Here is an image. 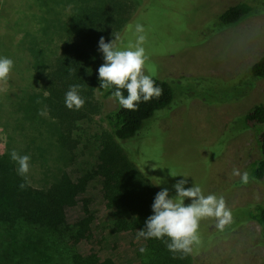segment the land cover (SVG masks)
Here are the masks:
<instances>
[{"label":"rangeland","instance_id":"rangeland-1","mask_svg":"<svg viewBox=\"0 0 264 264\" xmlns=\"http://www.w3.org/2000/svg\"><path fill=\"white\" fill-rule=\"evenodd\" d=\"M65 1L67 7L72 9L78 4L81 5L79 9L88 5V0ZM129 1L105 0V11L103 7L101 9L108 15L114 30L127 16L125 13L128 9L123 12V8ZM241 1L244 0H140L141 7L129 11L132 17L117 39L125 40L119 50H129L130 46L134 50L139 35L136 25H142V34L146 36L142 46L148 57L144 66L145 74L162 79L168 77L175 84L173 106L156 112V116L148 122L150 127L142 136L146 138L138 145H132L133 156L140 168L157 185L167 188L174 198L177 193L173 185L186 176L188 183L185 188L195 184L205 196H222L226 206L234 213L233 222L222 231L217 228L215 218L212 221H209L211 218L200 221V243L193 245L192 264H261L264 258V248L259 243L260 227L250 221L241 225L235 221L242 215L238 208L262 200L264 185L253 181L243 184L239 176L233 175V169L244 173V168L259 157L252 132L239 131V117L263 100L264 79L257 82L247 96L236 100L223 99L225 93H214L213 85L208 86L211 82L207 81L214 79L228 82L235 79L264 52V13L247 16L233 27L223 30L217 28L214 17ZM131 3L127 8L130 5V9L133 8ZM27 4L30 5L29 2ZM12 6L3 8L2 13L9 18L14 40H18V43H13V49H8L7 44L1 41V37L8 36L4 32L0 37V58L11 59L14 62L11 71L20 73L22 67L26 68L24 64L28 63L20 49H40L42 52L38 56L47 62L55 55L64 34L62 31L55 34V30L51 29L52 23L44 14H39L35 5L24 6L22 10ZM111 9H118L119 16L110 15ZM3 20L0 18V24ZM48 22L50 28L46 27ZM5 39L8 41L10 38ZM31 69L29 81L20 86L22 91L20 88L14 89L9 79L7 83L0 81V153L10 155L15 150L20 155L30 156L29 181L36 184L46 178L47 169L55 163V157L50 156L46 145H53L51 143L57 131L54 121L47 115H39L41 108L30 115L38 117L37 121L46 127H35L27 120L26 123H20L18 114L23 116L26 109H21L18 104L26 92H31L30 102L35 110L43 98V93L39 91L43 77ZM41 69L45 72L43 66ZM179 86L184 87V90ZM11 88L16 93L9 95ZM216 88L222 89L220 85ZM210 89L215 97L211 95L209 98ZM30 102L26 104L28 108H32ZM26 119L32 120L30 117ZM95 120H101L100 116ZM47 128L48 134H43ZM38 133L42 136L39 137ZM31 139L33 142L29 143ZM85 160L81 158L73 163L61 162V169L76 175L87 166ZM170 173L177 176L173 177ZM85 200L93 215L94 231L98 236H95L94 242L79 244V249L90 246L99 255L114 257L119 264L134 262V248L141 243V238H137V233L109 234L108 230H104L110 213L104 206L97 181L89 183L75 205L65 209L66 221L72 224L81 218ZM184 203L187 206L191 199L185 198ZM11 236L14 235L0 232V255L3 252L10 254L8 262L0 264H43L46 252H51L50 248L41 249L28 241L23 242L20 251H14L13 243L7 240Z\"/></svg>","mask_w":264,"mask_h":264},{"label":"trees","instance_id":"trees-1","mask_svg":"<svg viewBox=\"0 0 264 264\" xmlns=\"http://www.w3.org/2000/svg\"><path fill=\"white\" fill-rule=\"evenodd\" d=\"M9 1L2 0L0 7V18L4 19L0 24V37L7 32L8 36H4L10 38L8 41L1 37L7 48H12L15 45L13 43H18V40H14V31L12 32L8 23L9 18L2 13L3 8L12 5V8L18 7L17 10L35 5L39 14H44L52 23L51 29L55 30V34L62 31L64 36H61L55 55L47 62L38 56V53L42 52L40 49H20L29 64H24L26 68L22 67L20 73L14 72L17 70L10 72L9 82L16 90L21 84L29 81L31 67L35 69L34 73L42 75L39 91L43 93V98L40 97L41 102L38 99L40 106L36 105L35 110L30 102L31 92H26L18 104L26 111L23 116L19 113L18 118L20 123H26L27 120L35 127H46L37 121L38 117L30 115L41 108L46 111L48 118L55 122L57 133L51 143L54 146L46 145L50 156L55 157L54 165H50L45 174L46 178L41 179L39 183H30L27 175L26 187L23 189L20 184L25 181L17 173V163L11 159L9 153H0V232L14 235L11 236L13 239H7L13 243L14 251H20L24 241L34 243L41 249L50 248L51 252H46L43 264H119L114 257L99 255L90 246L79 249V244L94 242L95 236H98L94 231L93 215L87 208V200L84 202L83 215L72 224L66 221L65 209L75 205L77 198L86 191L89 183L97 181L104 206L110 213L104 230H108L109 234L137 233L146 227L147 218L154 214L152 204L155 196L165 188L157 185L147 176L144 169L140 168L131 148L146 138L142 136L150 127L148 122L156 116L155 113L173 106L174 81L168 77L162 79L151 76L156 85L162 87L163 95L151 102L140 103L136 111L124 109L118 100L112 97L115 86L108 90L101 88L98 69L105 61L103 53L99 51V40L102 36L106 43L114 40V45L119 50L125 40L122 38L119 41L115 37L120 38L121 30L129 23L132 17L129 11L141 7L140 0L128 2V5L132 4V9L131 5L129 8L128 5L124 6L123 12L128 9L125 13L127 16L120 23L122 26L119 24L116 30L113 25L110 26L108 15L101 9L105 8V0H88L86 7L79 9L81 5L75 6L74 8L78 9L76 11L68 8L65 0ZM118 13V9H111L109 12L115 17L119 16ZM261 13H264V0H244L227 7L214 19L218 30H223L237 25L247 16ZM49 22L46 27L50 28ZM61 23L64 24L59 25ZM24 42L27 43L25 40ZM40 55L42 56V53ZM11 78L14 80L11 81ZM263 79L264 52L235 79L228 82L214 79L207 81L211 82L208 86L213 85L214 93H225L223 99L236 100L247 96L257 82ZM232 82L234 83L231 84ZM72 85L80 86L79 95L85 100L80 110H70L65 104L66 93ZM219 85L221 90L216 88ZM179 87L184 90V87ZM13 91L11 88L8 94L16 93ZM122 93L127 96L126 90H122ZM214 93L210 89L209 98L214 96ZM28 102L32 104V108L26 106ZM98 116L101 120L96 122ZM239 125L240 132H252L259 154L258 159L244 168V171L249 174V181L264 185V97L239 117ZM48 132L49 128L43 134ZM39 133L38 136L41 137L42 134ZM33 139L29 143H32ZM81 158L86 159L84 162L87 166L76 175L61 169V162L73 163ZM169 197L174 198L170 192ZM238 211L242 215L235 220L238 221L237 225L248 221L256 223L260 227L259 243L264 248V192L262 200L246 203L238 208ZM212 220L213 218L209 221ZM140 238L141 243L134 248V262L130 264H192L191 254L184 255L168 250L165 241L170 240L167 237ZM141 247L146 248V251L142 253ZM9 257L10 254L3 252L0 262H8ZM261 264H264V258Z\"/></svg>","mask_w":264,"mask_h":264},{"label":"clouds","instance_id":"clouds-1","mask_svg":"<svg viewBox=\"0 0 264 264\" xmlns=\"http://www.w3.org/2000/svg\"><path fill=\"white\" fill-rule=\"evenodd\" d=\"M143 32V26L137 24L136 33L139 35L134 50L132 46L129 50H117L114 40L106 43L103 36L99 40V51L103 53L105 61L98 69L101 88L108 90L115 86L116 90L112 92V97L118 100L124 109L131 111L138 110L140 103L151 102L163 95L162 87L157 86L151 76L144 72L148 57L142 46L146 40ZM13 63L9 58H0V81L7 83ZM79 88V85H72L66 93L65 104L70 110L73 108L80 110L85 104V100L79 95ZM122 90L127 91L126 97ZM39 115H46V111L41 110ZM10 155L18 165V175L25 181L20 184V188L23 189L26 187L27 175L30 172L31 158L28 155H20L15 150ZM233 175L239 176L243 184L249 182L247 172L241 173L238 169H233ZM183 177L185 179H180L173 185L177 193L175 198L169 197L167 188L156 194L152 204L154 214L147 218L146 227L138 230L137 238L167 237L170 242L165 241V243L170 252L189 255L193 251V245L200 243L199 227L202 219L215 218L217 228L222 231L233 222V217L222 196L219 198L211 194L205 196L201 188L195 184L193 187L185 188L188 181L186 176ZM185 198L191 199V203L187 206L184 203ZM140 251L143 253L146 248L141 247Z\"/></svg>","mask_w":264,"mask_h":264}]
</instances>
